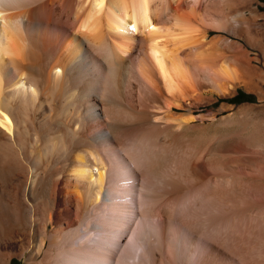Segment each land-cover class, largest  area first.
I'll list each match as a JSON object with an SVG mask.
<instances>
[{"label":"bare ground","instance_id":"1","mask_svg":"<svg viewBox=\"0 0 264 264\" xmlns=\"http://www.w3.org/2000/svg\"><path fill=\"white\" fill-rule=\"evenodd\" d=\"M259 2L0 0V264H140L138 245L154 234L144 219L120 237L124 245L113 231L101 233L87 253L77 249L80 232H102L93 209L112 206L120 194L112 187L129 185L116 164L130 161L139 138L152 133L158 145L176 134L182 119L171 108L200 91L199 78L218 89L256 85ZM210 31L219 35L210 39ZM235 125L257 126L252 141L264 152L262 124ZM189 169L208 182L229 173L193 162ZM255 174L264 191V165Z\"/></svg>","mask_w":264,"mask_h":264},{"label":"rangeland","instance_id":"2","mask_svg":"<svg viewBox=\"0 0 264 264\" xmlns=\"http://www.w3.org/2000/svg\"><path fill=\"white\" fill-rule=\"evenodd\" d=\"M257 6L264 15V0ZM259 24V33L264 37V18H260ZM218 35L215 31L209 32L210 39ZM260 70L256 85L250 89L242 84L218 89L199 78L200 91L188 104L181 102L180 107L171 108V115L182 119L175 123L176 134L173 137L170 134L158 145L154 139L152 141V133L139 138L128 164H116L117 167L121 164L123 173L129 176V185L123 190L117 185L112 187L120 194L109 208L100 204L93 209L90 216L102 225V232L81 231L78 237L81 244L77 249L87 253L88 246L84 245L111 231L124 245L126 241L120 237L135 232L144 219L154 227V234L138 245L140 264H244L245 259L264 264V191L260 190L255 174L258 165H264L259 163V155L264 152L252 141L251 135L257 126L235 132L238 129L235 122L249 118L262 124L264 130L262 61ZM221 81L225 83L228 79L223 76ZM119 158L122 155H118L117 160ZM190 162L211 172L226 169L229 173L214 174L210 184L206 179L192 176ZM240 170L244 173H239ZM122 194L127 200L121 199ZM108 212L112 213L111 219ZM167 235L173 238L172 248L167 247ZM102 253L107 256L106 251ZM120 256L116 254L115 260H120ZM105 260L107 264L109 260ZM12 264H24V261L14 257Z\"/></svg>","mask_w":264,"mask_h":264},{"label":"trees","instance_id":"3","mask_svg":"<svg viewBox=\"0 0 264 264\" xmlns=\"http://www.w3.org/2000/svg\"><path fill=\"white\" fill-rule=\"evenodd\" d=\"M236 98V97H235Z\"/></svg>","mask_w":264,"mask_h":264}]
</instances>
